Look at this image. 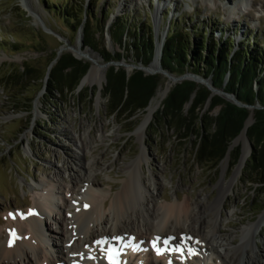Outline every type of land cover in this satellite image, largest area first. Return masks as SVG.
I'll return each mask as SVG.
<instances>
[{
  "label": "rangeland",
  "instance_id": "374dc122",
  "mask_svg": "<svg viewBox=\"0 0 264 264\" xmlns=\"http://www.w3.org/2000/svg\"><path fill=\"white\" fill-rule=\"evenodd\" d=\"M157 5L153 0H0V219L4 221L0 227L7 223L10 213L26 212L28 206L23 205L31 204L33 198L44 194L38 189L37 182L45 187L49 185V178H55L58 185L52 190L56 209L44 224L50 235L58 236V207L63 208V198L70 199L71 177L77 170L75 164L84 160L91 165V173L99 182L98 188L107 193L108 200L110 185L113 194L125 177L126 164L136 159L142 150L145 157L140 166L141 178L148 187L151 200L157 203L175 199L203 202L208 217L213 216L211 203L218 193L217 184L223 176L226 180L231 178L240 159L233 164L228 153L224 172V157L219 162L197 161L194 157L195 135L179 139L172 128L158 119V110L165 97L150 119L143 140H140L135 131L146 108L131 116L127 113L108 115L106 97L102 93L106 77L102 87L97 83L85 84L63 94L53 92L46 95V87L40 86L51 52L56 53L61 45L88 49L80 44L82 28L74 32L68 27L63 9L70 15H92L89 30L94 32V46L97 48L122 51L118 44L112 43L108 32L116 19L130 24L135 31L139 29L142 34L152 32L156 47L161 44L158 56L154 47L152 63L156 57L159 60L170 25L191 32L190 44L195 40L194 28L212 32L214 39L222 33L224 37L231 36L235 49L248 35L261 41L259 45L264 43V0H162V4ZM105 14L107 20L101 36L100 21ZM72 48L63 49L61 53L73 55ZM89 51L96 55L99 63L105 62L97 57L96 51ZM80 60L88 62L90 67V61ZM24 63L36 71L33 79L12 84L8 73H19ZM126 63L138 62L134 56H129ZM132 70L127 69L129 73ZM151 74H157L161 79L155 96L169 79L160 70ZM208 106L207 101L202 110ZM188 107L189 104L184 105V112ZM218 109L219 106L210 113L215 115ZM253 109H248L250 121L253 120ZM79 138L86 147L82 158L76 155ZM247 143L249 147V141ZM236 146L241 154L242 142L231 149ZM245 162L220 208L221 231L217 233L222 240L232 239L233 246L240 250H247L251 244L247 243V237L241 238L243 227L264 210V183L250 181V176L244 172ZM104 213L109 216L107 207ZM146 240H143L145 245L148 244ZM253 243L257 246L254 248L257 262L264 264V225L255 234ZM220 256L212 254L205 264H221Z\"/></svg>",
  "mask_w": 264,
  "mask_h": 264
},
{
  "label": "bare ground",
  "instance_id": "6f19581e",
  "mask_svg": "<svg viewBox=\"0 0 264 264\" xmlns=\"http://www.w3.org/2000/svg\"><path fill=\"white\" fill-rule=\"evenodd\" d=\"M153 1L159 4L157 6L162 4V0ZM160 45L158 43L156 47L157 56ZM72 51L78 58L91 62L87 73L81 79V86L97 83L102 87L107 66L99 63L96 55L82 46H75ZM159 65L156 57L154 62L148 65L147 72L157 69ZM130 69L128 66V70ZM172 82L171 79L168 80L164 88L160 89L146 106L143 119L135 131L140 140H143L150 119ZM250 120L251 115L240 135L231 143L232 148L242 142L240 160L229 180L224 176L219 180L217 196L211 203V218L208 217L203 202H192L189 199L179 202L175 199L157 203L151 200L140 172L141 161L145 157L144 150L136 159L126 164L125 177L113 194L110 185L108 200L107 193L98 188L99 182L91 173V165L81 160L75 162L77 170H74V176L71 177L70 199L63 198V208L58 207V236L50 235L44 224L45 219L50 218L56 209L55 192L52 188H57L58 181L49 178L48 186L43 187L42 183L37 182L38 189L44 191V194L33 198L31 204L23 205L28 206V210L23 212L24 218L20 215H15L14 218L9 216L4 227H0V264H53L56 260L66 264H108V249L117 253L119 264H169V261L171 264H205L214 253L221 255V264H240L243 259V264H260L254 252L257 246L253 239L264 225V210L242 229L241 238L247 237V243H251L247 250H240L233 246L232 239L222 240L217 235L221 231L218 217L220 208L224 206L227 192L239 177L249 155L246 130ZM76 148V155L82 158L86 149L85 142L79 138ZM228 158L229 156L224 159L223 172L227 167ZM73 194L78 196L71 197ZM105 207L108 208L109 216L104 213ZM69 208L71 210L66 211ZM29 210L35 214L28 215ZM54 219L56 220L55 217ZM3 222L0 219V223ZM10 232H14L15 236H10ZM145 239H155L158 247L161 245L159 242L168 240L169 248L180 247L183 251H166L163 255H157L153 247L143 244ZM97 241L106 243L97 244ZM133 243L139 247L133 248ZM116 245H119L118 250H115Z\"/></svg>",
  "mask_w": 264,
  "mask_h": 264
},
{
  "label": "trees",
  "instance_id": "16d2710c",
  "mask_svg": "<svg viewBox=\"0 0 264 264\" xmlns=\"http://www.w3.org/2000/svg\"><path fill=\"white\" fill-rule=\"evenodd\" d=\"M63 12V18L68 20V27L74 32L82 28L83 45L91 47L102 56L103 60L127 61L129 56H134L138 63L143 65L151 63L155 47L152 32L142 34L139 29L135 31L130 24L116 19L109 26L108 32L112 43L118 44L122 51H109L104 47L94 46L96 42L94 32L89 30L92 15L89 13L84 17L70 15L66 13V9H63ZM106 20L107 14L100 21L101 36L104 33ZM190 33L186 29L180 31L178 27L169 26L164 44L162 43L159 60L161 66L176 75L192 72L205 78L210 77L214 87L234 94L242 103L258 105L253 109V121L246 130L252 151L246 159L244 172L250 176L251 182L262 184L264 183V43L259 45L261 41L248 35L235 49L231 36L224 37L222 33L218 39H214L212 32L194 28L192 33L195 40L190 44ZM55 57L56 53L51 52L46 66ZM88 67V62L75 58L70 52H62L50 68L46 95L53 92L58 94L73 92ZM35 72L32 67L24 63L19 73L10 71L8 75L12 84L17 85L32 80ZM105 77L102 93L106 97L108 115L127 113L131 116L142 111L161 82L157 74L145 73L139 69H133L127 74L123 67L113 65L108 67ZM43 79L40 83L41 87L44 84ZM8 84L11 83L8 81ZM207 101L208 109L203 111ZM187 102L189 107L184 112V105ZM161 105L158 119L172 128L175 136L181 139L191 134L195 135L194 157L200 162L221 161L231 140L238 135L249 114L247 108L227 101L219 95H210V90L205 85L188 79L174 83ZM217 106H219L217 113L211 114L210 111ZM239 154L238 146L229 150L233 164L237 162Z\"/></svg>",
  "mask_w": 264,
  "mask_h": 264
},
{
  "label": "water",
  "instance_id": "95a60500",
  "mask_svg": "<svg viewBox=\"0 0 264 264\" xmlns=\"http://www.w3.org/2000/svg\"><path fill=\"white\" fill-rule=\"evenodd\" d=\"M83 42H82V33L80 34V44H82ZM67 48H72V46H65V45H61L60 46V48L57 50V52H56V57L49 63V65L47 66V69H46V72H45V75H44V84H43V86H42V88L44 89L45 87H46V82H47V79H48V75H49V71H50V68L52 67V65L56 62V58L61 54V51L63 50V49H67ZM87 48L89 49V50H92V48L91 47H88L87 46ZM155 48H156V42H155ZM155 48H154V54H153V57H154V55H155ZM99 56V58H101V59H103L102 58V56L100 55V54H98ZM73 56L75 57V55L73 54ZM76 58V57H75ZM161 59V52H160V56H159V60ZM159 63H160V61H159ZM150 64V63H149ZM148 64V65H149ZM108 65H114V66H118V65H123V68L125 69V71H126V73L127 74H129V72L127 71V69H128V66H130L131 67V69H139V70H142V71H144L145 73H149V74H151L152 73V71H157V70H160L161 72H163L167 77H168V79L170 80H172L174 83L175 82H180V81H182V80H184V79H188V80H192V81H194V82H196L197 83V81H199L201 84H203V85H205L209 90H210V95H213V94H217V95H219V96H221L222 98H224V99H226L227 101H230V102H232V103H234V104H236V105H238V106H241V107H245V108H248L249 110H252L253 108H255V107H258V105L257 106H254V105H249V104H245V103H242L241 101H239L236 97H235V95L234 94H232V93H228V92H226V91H224L223 89H219V88H216V87H214L213 85H212V81H211V79H210V77H207V78H205V77H202V76H200V75H198V74H194V73H192V72H186V73H183V74H181V75H179V76H174L172 73H170V72H168L167 70H165V69H163L162 68V66H161V64L159 65V67L157 68V69H155V70H151V71H148L147 72V69H148V65H143L142 63H137V64H134V63H126V61L124 60V59H122V60H120V61H115V60H111V61H105L104 63H103V66H108ZM88 69H89V67H88ZM88 69H87V71H88ZM87 71H86V73H87ZM85 73V74H86ZM84 74V75H85ZM106 74V73H105ZM83 75V76H84ZM82 76V77H83ZM82 79V78H81ZM81 79H80V81H79V83H78V85H77V87H76V89H79L80 87H81ZM150 100H151V98H150ZM149 100V101H150ZM149 103V102H148ZM188 104H189V102H187L186 104H185V107H187L188 106ZM148 105V104H147ZM146 108V107H145ZM249 115V114H248ZM248 117L249 116H247L246 117V119L244 120V124H243V127H242V129L240 130V132L238 133V135L236 136V137H234L232 140H231V142H230V144H229V146H228V149H227V152H226V154H225V156H224V158L223 159H226V157L228 156V153H229V150L231 149V143H233L234 142V140L240 135V133L242 132V130H243V128H244V126H245V123H246V120L248 119ZM253 121V120H252ZM252 121H250V124L252 123ZM249 124V125H250ZM246 140L247 141H249V155H250V153H251V151H252V144H251V142H250V140L248 139V137H247V135H246ZM241 155V154H240ZM239 155V156H240ZM248 155V156H249ZM238 159H240V157L238 158Z\"/></svg>",
  "mask_w": 264,
  "mask_h": 264
},
{
  "label": "snow or ice",
  "instance_id": "6c2138e0",
  "mask_svg": "<svg viewBox=\"0 0 264 264\" xmlns=\"http://www.w3.org/2000/svg\"><path fill=\"white\" fill-rule=\"evenodd\" d=\"M85 207H87V206H85ZM16 214L20 215L21 218H24V214H23V213H16ZM16 214L10 213L9 215H10V216H13V218H14V216H15ZM34 214H35V213H34L32 210H29L28 215H34ZM10 236L14 237V236H15L14 232H10ZM189 239H191V238H189ZM158 240H159V238H157V241H158ZM157 241H153V243H152V247H153V249L157 252V255H163L164 252L169 251V249H167V248H165L164 250H161V249L157 246ZM168 242H169L168 240H165V241H164V244L167 245ZM96 243H97V244H100V243H106V241H97ZM9 246H11V241H10ZM172 251H175V252H181V253H182L183 250H182V248L177 247V248H175V249H172ZM107 252H108V255L106 256V259L108 260V264H119V261L116 259V255H117V253H116L113 249H108ZM90 258H91V257H90ZM169 264H171V261H169Z\"/></svg>",
  "mask_w": 264,
  "mask_h": 264
}]
</instances>
